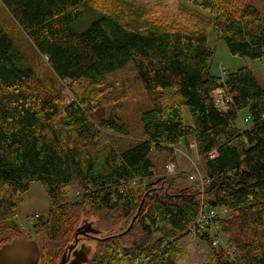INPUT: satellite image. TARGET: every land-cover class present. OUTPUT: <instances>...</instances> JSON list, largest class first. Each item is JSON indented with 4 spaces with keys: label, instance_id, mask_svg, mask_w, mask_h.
Listing matches in <instances>:
<instances>
[{
    "label": "trees",
    "instance_id": "16d2710c",
    "mask_svg": "<svg viewBox=\"0 0 264 264\" xmlns=\"http://www.w3.org/2000/svg\"><path fill=\"white\" fill-rule=\"evenodd\" d=\"M180 1L186 26L155 16L140 21L142 15L124 12L132 8L125 0H0L18 27L11 36L0 22V245L34 239L38 264H59L86 220L98 231L86 264H124L147 253L148 264H179V241L188 235L207 247L208 264H264V87L252 69L240 67L222 84L232 103L217 108L208 44L212 33L232 56L264 61V3L259 12L253 0ZM91 11L97 18L74 30ZM17 34L46 58L48 76L39 78L24 60ZM120 71L133 73L148 100L139 130L102 105L94 113L93 100L113 89L111 76ZM65 80L70 102L54 87ZM77 82L84 86L74 89ZM241 110L248 127L236 124ZM187 138L208 181L202 193L195 183L179 189L162 176L145 183L156 175L152 151L172 152ZM33 181L50 207L25 235L15 210ZM68 188L81 197L68 201ZM201 198L229 212L217 220L231 255L212 245L209 224L195 228Z\"/></svg>",
    "mask_w": 264,
    "mask_h": 264
},
{
    "label": "rangeland",
    "instance_id": "374dc122",
    "mask_svg": "<svg viewBox=\"0 0 264 264\" xmlns=\"http://www.w3.org/2000/svg\"><path fill=\"white\" fill-rule=\"evenodd\" d=\"M127 5L132 6V8L126 9L124 12H135L138 15H142L141 18L134 17L133 19L143 21L145 19L149 20L153 16L158 17L163 25H170L179 23V25L186 26V19L183 14L180 13V8L183 7V2L180 0H125ZM264 0H253V4L259 12H262V5ZM5 10V9H4ZM2 8H0V22H2L5 31L12 36L13 32L17 33V25L10 20L7 13ZM185 12V9H182ZM142 13V14H141ZM97 18V14L94 12H88L79 19L75 21L72 28L78 32L86 29L94 19ZM138 23V21H136ZM178 25V26H179ZM14 35V34H13ZM16 41L19 48L22 49L24 60L30 62L37 71L39 78H44L50 74V70L46 67V58L38 53L31 51L30 47L27 45L25 40V35H16ZM208 44L214 51V57L211 65L210 72L214 75H218L222 70L224 73H230L238 68L247 66L253 70L256 80L259 85L264 87V61L259 59H247L239 58L237 56H232L225 43L221 40H216V37L212 33L208 35ZM54 77V76H53ZM69 80L64 82L59 81L54 82V87L64 88L65 97L70 99L74 97L72 90H68L67 86ZM111 84L113 89L104 92L97 98V102L93 100L97 113L101 105L106 108V110L112 109L118 115L123 116V118L129 122V124L139 130V117L142 111L146 110L148 107V100L141 87L140 82L134 77L133 73L129 71L116 72L111 76ZM74 89L81 88L84 83L77 82L73 84ZM96 88V87H95ZM100 103V104H99ZM247 111L241 110L238 115L236 124L242 126V124L249 125L250 117L247 115ZM183 114L188 125L191 124L190 115L187 108L183 107ZM247 117V118H246ZM246 118V120L244 119ZM247 127V126H246ZM152 160L155 165V177L148 179L145 183H150L156 177H165L167 179H172L179 189L189 187L194 181L189 179V176L199 171L203 175V165H201L198 159L195 144L192 138L185 140L182 144L178 145L176 149L172 152L166 150L154 149L151 153ZM169 161H175L177 165V170L175 173H168L165 169V164ZM195 163V166H193ZM29 190L23 194V203L20 207L15 210V217L19 221L20 227L23 229L25 235H32L34 231V222L36 215H40L45 212L50 207V200L38 181H33L30 183ZM81 197L79 190L77 188L67 189V200L74 201ZM212 212L219 217H225L229 214L228 211H222V207L211 208ZM179 245L182 246L184 250V257L179 260V264H185L186 257L193 253L197 257V261L192 264H208L207 247L197 239V237L188 235L186 238L179 241ZM95 248V240L89 236L81 237L78 240L76 250L83 254L85 257H90ZM209 253V251H208ZM151 254V253H147ZM74 259V256H71ZM80 264H85L83 261ZM187 264V263H186Z\"/></svg>",
    "mask_w": 264,
    "mask_h": 264
},
{
    "label": "built area",
    "instance_id": "2783aa9c",
    "mask_svg": "<svg viewBox=\"0 0 264 264\" xmlns=\"http://www.w3.org/2000/svg\"><path fill=\"white\" fill-rule=\"evenodd\" d=\"M227 73H224V70L221 69L218 76V83L219 86L212 90V97L214 104L217 108L221 110H226L229 107V104L232 103L233 100V93L230 92L226 87H224L222 84H224V80L226 78ZM73 98L70 97V99H67L68 102H70ZM245 119V118H244ZM246 120V119H245ZM209 157H215L217 155V152L215 150H212L208 152ZM193 166H195V163H193ZM165 169L168 173H175L177 170V165L175 161H169L165 164ZM189 179H192L195 183V185L200 189L201 193L203 190L204 185L208 182L207 179H204L202 175L197 171L196 173L189 176ZM200 207L199 211L195 220V228L199 229L200 231H205V226L209 224L210 227V233L213 235V245H221L225 248L226 253L231 255L233 250L231 248L227 247V242L222 234V231L220 229L219 222L217 218L219 217L217 213H213L211 208L207 205L205 200L201 198L200 200ZM222 211H227L224 207H222ZM37 216V215H36ZM149 254L144 255H137L134 256L131 260L125 259L124 264H148L149 260Z\"/></svg>",
    "mask_w": 264,
    "mask_h": 264
},
{
    "label": "water",
    "instance_id": "95a60500",
    "mask_svg": "<svg viewBox=\"0 0 264 264\" xmlns=\"http://www.w3.org/2000/svg\"><path fill=\"white\" fill-rule=\"evenodd\" d=\"M143 199L140 201L136 215L140 211ZM136 215L132 218L126 232L131 228ZM98 231L92 227L91 223L86 220L77 228L74 233L73 242L64 251L59 264H80L82 261L86 264L89 257L76 250L78 240L81 237L95 238ZM74 259H71V256ZM40 259V250L34 239L14 238L11 241L0 245V264H38Z\"/></svg>",
    "mask_w": 264,
    "mask_h": 264
},
{
    "label": "crops",
    "instance_id": "0c3cea01",
    "mask_svg": "<svg viewBox=\"0 0 264 264\" xmlns=\"http://www.w3.org/2000/svg\"><path fill=\"white\" fill-rule=\"evenodd\" d=\"M239 114H240V112H239ZM238 114V115H239ZM239 118V117H238ZM247 118V117H246ZM245 118V119H246ZM248 127V125H245V124H242V128H244V127ZM186 140H189V138H187ZM185 140H182V142H180V144H182L183 142H184ZM179 144V145H180ZM178 146V145H177ZM176 146V147H177ZM176 147H174V150L176 149ZM195 261H197V257L193 254V253H190V256L189 257H186V259H185V264L187 263V264H192L193 262H195ZM181 264V263H180Z\"/></svg>",
    "mask_w": 264,
    "mask_h": 264
},
{
    "label": "bare ground",
    "instance_id": "6f19581e",
    "mask_svg": "<svg viewBox=\"0 0 264 264\" xmlns=\"http://www.w3.org/2000/svg\"><path fill=\"white\" fill-rule=\"evenodd\" d=\"M202 177H204L203 175H202ZM203 191V190H202ZM212 241H213V236H212ZM212 241H211V243H212ZM221 243H219V245H220ZM212 245H213V243H212ZM213 246H217V245H213Z\"/></svg>",
    "mask_w": 264,
    "mask_h": 264
}]
</instances>
